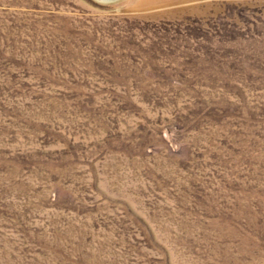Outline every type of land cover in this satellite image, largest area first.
<instances>
[{"label": "rangeland", "instance_id": "374dc122", "mask_svg": "<svg viewBox=\"0 0 264 264\" xmlns=\"http://www.w3.org/2000/svg\"><path fill=\"white\" fill-rule=\"evenodd\" d=\"M0 264H264V0H0Z\"/></svg>", "mask_w": 264, "mask_h": 264}]
</instances>
